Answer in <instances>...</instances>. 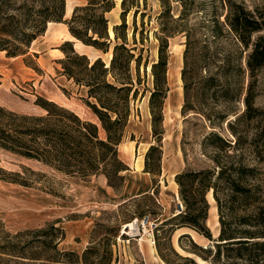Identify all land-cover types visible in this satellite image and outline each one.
<instances>
[{
    "label": "rangeland",
    "instance_id": "374dc122",
    "mask_svg": "<svg viewBox=\"0 0 264 264\" xmlns=\"http://www.w3.org/2000/svg\"><path fill=\"white\" fill-rule=\"evenodd\" d=\"M114 1L115 9L107 14L112 39L113 28L122 23L123 12V0ZM128 4L131 10L126 17L127 47L140 60L132 63V75L139 94L132 101L131 116L119 146V156L130 168L122 173L124 181L111 187L104 175L85 180L71 178L36 161L0 151V165L8 172L21 174L22 180L27 182L24 186L0 181V233L4 230L12 235L29 233L54 225L62 232L55 238L61 251H73L82 256L88 248L97 247L102 256L108 253L106 250L111 251V264H164L156 241L161 237L160 248L171 258L163 239V230L170 227L156 230L161 228L162 222L185 211L176 176L215 168V156H219L222 162H236L237 156L249 149L246 143L244 151L228 148V144L219 141L214 134L234 145L237 139L249 142L257 130L264 129V67L257 72L251 91L254 78L247 66L254 44L264 37V30L254 33L250 46L246 47L225 23L230 4L264 14V0H169L167 6L171 12L163 19L160 16L167 7L161 0H129ZM70 5L66 11L68 17L72 14V10L68 11ZM71 17L63 19L62 27H68L66 23ZM48 26L49 35L39 37L26 56L11 59L6 53H0V106L19 114L43 115L45 111L35 105L39 96L100 125L82 101L87 98V89L68 80L63 75L62 66L55 64L54 58L59 53L50 49H58L67 41L53 47L64 32L54 29L53 23ZM164 27L170 36L169 92L163 108L162 137L158 141L154 137L150 110V96L154 90L151 70L158 60V38L163 36ZM68 38L74 42L78 53L91 60L101 57L110 65L112 50L103 54L82 45L71 34ZM41 55L40 63L37 59ZM250 94L254 98V107L262 113L248 114L245 101ZM101 135L104 137L103 131ZM153 145L160 147V152L153 156V164L159 154L162 156L160 174L156 176L145 172L146 156ZM262 150L264 160V148ZM139 160L143 165L140 170L136 168ZM248 160L249 164L257 165L251 158ZM158 167L157 164L154 168L157 170ZM259 167L264 178V161ZM258 196L264 200V186ZM207 200L210 205L207 225L213 240L182 228L173 234L171 245L181 255L194 257L198 264H245L240 259H228L226 250L216 262L205 260L202 257L207 259L208 254L193 246L189 239L183 240L182 245L197 255L180 247L179 239L184 234H189L202 249L216 244L221 225L213 191L207 194ZM235 207L238 209L236 213L227 216L231 228L256 230L258 220L255 219L252 226H239L238 216H242L243 206L237 204ZM98 224L113 228V233L104 229L95 232ZM130 224H134L133 231H125ZM0 264H16V261L6 259Z\"/></svg>",
    "mask_w": 264,
    "mask_h": 264
},
{
    "label": "trees",
    "instance_id": "16d2710c",
    "mask_svg": "<svg viewBox=\"0 0 264 264\" xmlns=\"http://www.w3.org/2000/svg\"><path fill=\"white\" fill-rule=\"evenodd\" d=\"M83 1L84 5L75 7L71 19L66 23L69 32L82 45L103 54H109L112 50L110 65L101 57L91 60L87 55L78 53L71 41L59 48L64 58L58 63L68 80L74 81L79 88L87 89V98L82 101L97 117L100 125L84 120L74 111L38 96L35 105L45 111L43 115L19 114L0 106V151L36 161L71 178L85 180L104 175L109 186L114 187L117 182L124 181L122 173L130 170L119 156V146L131 116L132 101L139 94L132 75V63H138L140 57L136 58L127 47L126 17L131 10L129 0L122 1V23L114 26L113 39L109 34L107 14L115 9V1ZM161 1L167 7L166 12L160 16L163 19L170 15L171 8L167 6L169 0ZM65 9L66 0H0V51L6 52L8 58L26 56L31 45L45 35L48 25L63 22ZM263 15L250 12L240 5L230 4L225 23L239 41L249 47L252 35L264 30ZM161 33L163 36L158 38V60L151 70L154 90L150 96L153 133L158 141L162 137L163 108L169 92L170 36L166 27L162 28ZM114 41L116 43L112 47ZM247 66L254 78L250 87L253 91L257 72L264 67V37H260L254 44ZM183 79L186 82L185 70ZM185 89L187 96V84ZM253 101L250 94L245 101L248 114L262 113L254 107ZM101 131L104 132V137ZM214 136L228 144V148L243 150V146L247 144L246 148L249 149L237 156L236 162H222L219 156H215V168L188 171L176 176L185 211L162 222L161 228L156 230L158 232L170 227L163 230V239L166 240L171 258L164 255L160 248L161 237H157L156 241L164 264H198L194 257L177 252L171 245V240L173 234L182 228H189L206 239L213 240V234L207 225L210 209L207 194L211 191L220 213L221 229L216 244L202 249L192 241L189 234H184L179 239L180 247L189 254L197 255L195 251L182 245L183 240L189 239L193 246L208 254L209 258L202 257L205 260L216 262L221 259L222 251L226 250L229 253L228 259H240L245 264H264V240H261L264 239V200L258 196L264 186L259 167L264 161L261 155L264 129L257 130L249 142L237 139L234 145L224 142L216 134ZM158 152L160 147L153 145L146 156L145 172L153 176L160 174L161 154L156 158V164L152 162L154 154ZM248 158L257 165L249 164ZM157 164L159 167L156 170L154 167ZM0 181L27 186L21 174L8 172L1 165ZM237 204L243 206V214L238 216L239 226H252L255 219L258 220L256 230L231 228L227 216L236 213ZM102 229L111 233L114 231L109 226L98 224L95 232ZM60 233L61 230L54 225L15 235L4 230L0 233V262L10 259L15 260L16 264H111L110 250H106L108 253L103 256L97 247L88 248L82 256L73 251L59 250L55 238ZM233 252L235 254L232 255Z\"/></svg>",
    "mask_w": 264,
    "mask_h": 264
},
{
    "label": "crops",
    "instance_id": "0c3cea01",
    "mask_svg": "<svg viewBox=\"0 0 264 264\" xmlns=\"http://www.w3.org/2000/svg\"><path fill=\"white\" fill-rule=\"evenodd\" d=\"M69 3H71L72 5H70V6H68V11H71L72 10V14H73V11H74V9H75V7H77V6H81V5H84V1L83 0H71V2H68V0H66V9H65V16H64V19H69L71 16H72V14L68 17L67 16V14H66V11H67V5L69 4ZM72 7H73V9H72ZM64 27H62V23H53V28L54 29H57V30H59V29H62L63 30V32H64V36L63 37H61V38H57V37H51V36H49V37H51V38H57L56 40H59L58 41V43H55V44H53L52 46L53 47H57V45L59 44V43H63V42H65V41H69V39L70 38H68V37H70V32H69V29H68V27H66V25H63ZM60 27V28H59ZM50 27L48 26V29H47V31H46V35L48 34L49 35V32H50ZM50 35H52V34H50ZM60 48V47H59ZM56 49V48H54V49H50L51 50V52H58L59 54H58V56H56V58H54L55 60H54V62H55V64H57V65H59V60H61V59H63V57H64V54H63V52L60 50V49ZM0 53H6V52H2V51H0ZM44 53H45V55H48L49 53H46V50L44 51ZM38 55H40V54H38ZM43 57V55H41V56H39L38 57V61L41 63V58ZM19 57H17V58H11V59H18ZM63 77V76H62ZM55 102V101H54ZM55 103H57V102H55ZM58 104V103H57ZM62 106V105H61ZM78 114V113H77ZM79 115V114H78ZM97 118V117H96ZM91 120V119H90ZM90 120H88V121H90ZM91 121H93V120H91ZM137 167V169H142V161L141 160H139L138 162H137V165H136Z\"/></svg>",
    "mask_w": 264,
    "mask_h": 264
},
{
    "label": "bare ground",
    "instance_id": "6f19581e",
    "mask_svg": "<svg viewBox=\"0 0 264 264\" xmlns=\"http://www.w3.org/2000/svg\"><path fill=\"white\" fill-rule=\"evenodd\" d=\"M133 228H134V224L127 225L125 231L128 229H131L133 231Z\"/></svg>",
    "mask_w": 264,
    "mask_h": 264
}]
</instances>
